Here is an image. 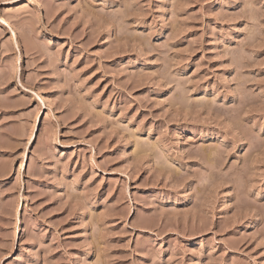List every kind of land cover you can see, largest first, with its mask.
<instances>
[{
    "label": "rangeland",
    "instance_id": "rangeland-1",
    "mask_svg": "<svg viewBox=\"0 0 264 264\" xmlns=\"http://www.w3.org/2000/svg\"><path fill=\"white\" fill-rule=\"evenodd\" d=\"M0 264H264V0H0Z\"/></svg>",
    "mask_w": 264,
    "mask_h": 264
}]
</instances>
